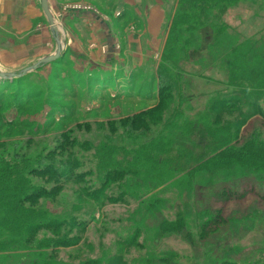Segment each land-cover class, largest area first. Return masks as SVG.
I'll return each instance as SVG.
<instances>
[{
    "label": "trees",
    "instance_id": "obj_1",
    "mask_svg": "<svg viewBox=\"0 0 264 264\" xmlns=\"http://www.w3.org/2000/svg\"><path fill=\"white\" fill-rule=\"evenodd\" d=\"M235 13L248 30L241 32L228 22ZM168 20L159 67L160 89L152 99L142 101L154 104L123 121L122 135L114 143H101L95 159L113 158L105 180L117 181L113 189L116 198L137 204L120 222L124 230L133 233L132 239L143 236L150 241L175 233L197 246L208 245L211 259L214 251L226 249L218 245L221 233L248 221L226 218L228 192L242 182L264 186V141L260 139L264 133L249 132L252 119L261 117L264 122V0H176ZM204 44L208 58L202 61L201 73L190 78L210 81L216 87L187 96L183 93L184 66L200 64L189 57ZM110 79L111 74L105 73L102 83L112 84ZM202 99L206 102L201 104ZM112 131L114 135L119 129ZM125 139L134 144L125 146ZM103 164L96 162L97 172ZM20 165L0 155V264L123 262L122 256L107 259L100 251L101 257H88L94 251L81 234L85 232L82 222L75 216L54 221L37 203L42 198L55 201L65 188L41 196L30 179L33 175ZM89 175L102 178L100 173ZM84 177L76 172L67 180L72 184V203L66 215L87 214L90 203L102 207L109 199L104 189L78 187L76 182ZM160 215L163 218L158 225L145 228L147 218ZM75 228L77 232L72 234ZM44 232L50 236H41ZM134 246L124 241L118 244L126 252ZM85 251L91 254L84 256ZM153 261L162 258L155 256ZM251 263L264 264V256Z\"/></svg>",
    "mask_w": 264,
    "mask_h": 264
},
{
    "label": "rangeland",
    "instance_id": "obj_2",
    "mask_svg": "<svg viewBox=\"0 0 264 264\" xmlns=\"http://www.w3.org/2000/svg\"><path fill=\"white\" fill-rule=\"evenodd\" d=\"M20 1L23 4V0ZM67 1L61 0L58 13L53 16L58 28V33L54 34L46 17L38 10L41 0H37L39 5L33 10L31 8L28 13L15 4L16 0H0V73L5 76H0V155L23 165L22 169L33 175L30 179L41 196L65 188L55 201L42 198L37 203L50 213L54 221L69 220L75 216L76 220L83 223L80 226L85 228V232L81 234L91 242L94 251L91 254L86 252L87 249L84 256L91 254L88 257L99 258L106 254L107 259L122 256L124 259L120 264H141L143 261L145 264H224L229 260L237 264L240 261L252 264V261H262L264 186L259 184L238 183L228 192L226 218H248V221L234 224L221 233L218 245L226 249L214 251L211 259L208 245L197 246L181 235L170 233L159 238L152 237L150 241L140 236L136 240L132 239L133 233L123 229L124 224L120 222L134 211L137 204L126 198H116L118 193L113 189L117 181L105 180L106 174L112 170L108 164H111L113 158L105 159L104 156V160H96V148L110 140L114 143L115 139L116 142L123 133V121L152 107L154 103L142 101L152 99L160 89L158 78L161 74V60L158 63L138 64L139 69L131 72L128 68L120 71L123 68L121 61L108 60L102 65H96L71 59L68 36V20L73 15L71 12H88L92 8L79 0ZM174 1L146 0L144 7L150 9H145L146 12L140 15V21L150 16L152 8L163 4L168 10ZM240 19L238 13H235L228 18V22L244 32L248 29ZM133 22L130 17L128 23ZM167 24L170 25L169 20ZM137 26L139 29L142 27ZM168 31H163L165 38ZM206 37L210 40V36ZM202 46L203 49L191 52L189 57L191 61L200 64L189 63L184 66L186 75L182 83L183 93L187 96L207 93L216 87L210 81L190 78L197 72L201 73L202 61L205 63L208 58L206 45ZM89 48L95 49V44ZM59 49L60 55L54 62L40 65L43 59L56 56ZM102 52L107 53L105 46ZM35 66L38 69L32 70ZM110 69L122 73H112ZM105 73L113 77L110 79L112 84L102 83ZM205 75L214 76L210 73ZM203 102L206 101L202 99L201 104ZM114 128L119 131L113 135ZM252 130L264 133L261 117L252 119L249 132ZM260 135L264 141V134ZM130 142L125 139L122 144L131 147L134 143ZM96 162L104 163L100 172H97ZM70 165L81 168L70 170L66 167ZM42 171H45L44 175L40 173ZM76 172L85 176L81 182H76L78 187L86 186L92 191L104 189L109 199L102 207L90 203L87 214L82 211L78 215H66L70 214L69 206L72 203V184L67 180ZM90 172L100 173L102 178L97 175L87 176ZM162 218V215L147 218L145 228L152 229ZM76 232L77 228L72 229V234ZM42 235L50 236L45 232ZM120 241L135 243L136 246L126 252L118 247ZM174 255L177 257L169 261L168 257ZM155 256L162 258V261H153Z\"/></svg>",
    "mask_w": 264,
    "mask_h": 264
},
{
    "label": "crops",
    "instance_id": "obj_3",
    "mask_svg": "<svg viewBox=\"0 0 264 264\" xmlns=\"http://www.w3.org/2000/svg\"><path fill=\"white\" fill-rule=\"evenodd\" d=\"M48 1L51 13L55 17L61 0ZM145 1L79 0L90 6L92 10L71 12L72 18L68 20L71 59H80L96 65H102L108 60L119 63L121 61L123 68L120 71L128 68L131 72L139 69L138 64L160 62L167 38L163 31L169 29L168 17L172 13L176 0L168 10L163 4L152 8L150 16L145 17V21L141 22L140 15L146 12ZM15 4L26 9L25 13L31 12V8L33 10L39 5L37 0H23V4L20 0H16ZM149 9L146 10L149 11ZM38 10L43 13L41 4ZM22 13L24 14V11ZM130 17L133 18V23H128ZM137 25H142L141 29ZM165 35L167 36L166 33ZM92 43L96 47L93 50L89 48L94 45ZM103 46L107 48V53L102 52ZM110 72L117 73L119 70L110 69Z\"/></svg>",
    "mask_w": 264,
    "mask_h": 264
},
{
    "label": "water",
    "instance_id": "obj_4",
    "mask_svg": "<svg viewBox=\"0 0 264 264\" xmlns=\"http://www.w3.org/2000/svg\"><path fill=\"white\" fill-rule=\"evenodd\" d=\"M41 10L44 14V16L46 17L48 23H49V26L51 27V31L54 32V34H57L58 33V28L55 24V20H54V17L50 11V8H49V1L48 0H41ZM59 43V42H58ZM60 55V49L58 50L56 56H51L49 58H46V59H43L41 62H40V65L43 66V65H46V64H50L52 62H54ZM38 69L37 66L33 67L32 70H36ZM30 71V70H28ZM0 76L2 77H5L3 76V74L0 73ZM10 77L14 76V75H8Z\"/></svg>",
    "mask_w": 264,
    "mask_h": 264
},
{
    "label": "built area",
    "instance_id": "obj_5",
    "mask_svg": "<svg viewBox=\"0 0 264 264\" xmlns=\"http://www.w3.org/2000/svg\"><path fill=\"white\" fill-rule=\"evenodd\" d=\"M74 9H76V7ZM74 9H72V10H74Z\"/></svg>",
    "mask_w": 264,
    "mask_h": 264
}]
</instances>
